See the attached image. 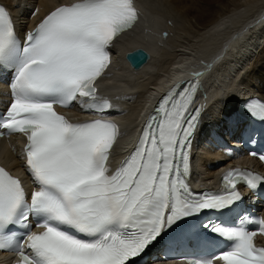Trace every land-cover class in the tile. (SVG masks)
I'll return each mask as SVG.
<instances>
[{
	"label": "snow or ice",
	"instance_id": "6c2138e0",
	"mask_svg": "<svg viewBox=\"0 0 264 264\" xmlns=\"http://www.w3.org/2000/svg\"><path fill=\"white\" fill-rule=\"evenodd\" d=\"M139 19L136 0H72L21 40L0 6V68L11 70L0 136L26 137L24 165L33 185L26 189L0 166V250L14 251L16 264H134L163 235L179 230L201 249L227 245L182 264H264V246L255 243L258 232L264 235V217L226 225L209 215L239 202L241 183L250 191L264 187V174L230 168L220 193H195L186 182L202 115L191 108L194 86L177 82L168 90L115 171L117 124L73 122L57 111L78 104L103 116L111 105L97 103L96 85L110 67L111 46ZM246 110L264 121V103L249 101ZM258 158L264 161V154Z\"/></svg>",
	"mask_w": 264,
	"mask_h": 264
},
{
	"label": "bare ground",
	"instance_id": "6f19581e",
	"mask_svg": "<svg viewBox=\"0 0 264 264\" xmlns=\"http://www.w3.org/2000/svg\"><path fill=\"white\" fill-rule=\"evenodd\" d=\"M65 1L68 0H0L13 11L18 25L33 21L28 16L35 6L41 16ZM136 2L140 9L139 22L112 45L117 67L108 79L100 80L104 91L124 98L125 113L120 118L123 132L119 138L123 146L130 140L135 120L152 94L163 83L207 61L214 51L220 60L218 63L213 60L215 68L204 78L205 88L214 96L205 107V123L219 125L222 116H230L233 104L246 94L264 97V44L254 58L247 59L255 49L257 37L264 33V0ZM200 2H205L206 6ZM209 6L217 9L213 15L208 13ZM138 47L144 49L149 58L142 67L133 70L124 54ZM12 145L10 149L0 140V161L18 170L20 161L15 142ZM201 152L199 160L205 167L200 175L205 182L214 181L219 169L231 163L225 160L218 166L216 162L222 158L214 147L202 148ZM243 161L258 166L254 159L243 158ZM146 264L168 263L157 260Z\"/></svg>",
	"mask_w": 264,
	"mask_h": 264
},
{
	"label": "water",
	"instance_id": "95a60500",
	"mask_svg": "<svg viewBox=\"0 0 264 264\" xmlns=\"http://www.w3.org/2000/svg\"><path fill=\"white\" fill-rule=\"evenodd\" d=\"M148 58L149 54L142 48H135L124 54L125 61L133 70H137L142 67Z\"/></svg>",
	"mask_w": 264,
	"mask_h": 264
},
{
	"label": "rangeland",
	"instance_id": "374dc122",
	"mask_svg": "<svg viewBox=\"0 0 264 264\" xmlns=\"http://www.w3.org/2000/svg\"><path fill=\"white\" fill-rule=\"evenodd\" d=\"M200 3H202V4H204L206 6V3L205 2H200ZM207 9H208V13L209 14H212V15L217 10L214 6H209V7H207Z\"/></svg>",
	"mask_w": 264,
	"mask_h": 264
}]
</instances>
